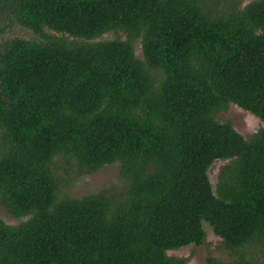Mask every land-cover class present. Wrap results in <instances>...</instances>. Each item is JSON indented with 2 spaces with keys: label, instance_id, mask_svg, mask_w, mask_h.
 I'll return each mask as SVG.
<instances>
[{
  "label": "trees",
  "instance_id": "trees-1",
  "mask_svg": "<svg viewBox=\"0 0 264 264\" xmlns=\"http://www.w3.org/2000/svg\"><path fill=\"white\" fill-rule=\"evenodd\" d=\"M1 1L35 37L0 44V205L26 219L0 216V264H187L204 223L209 264H264V0ZM115 162L122 187L61 196Z\"/></svg>",
  "mask_w": 264,
  "mask_h": 264
},
{
  "label": "rangeland",
  "instance_id": "rangeland-1",
  "mask_svg": "<svg viewBox=\"0 0 264 264\" xmlns=\"http://www.w3.org/2000/svg\"><path fill=\"white\" fill-rule=\"evenodd\" d=\"M249 1L251 0H237V2H240L241 6H245ZM0 4L5 3L1 1ZM0 24L4 29L2 32H0V44L6 39L15 36L26 39L35 37V34L31 30L15 23L11 15L7 12L4 13V19L0 22ZM120 36L125 37V35L122 33H120ZM114 37L115 33L109 32L98 40L112 39ZM135 48L136 55L139 58H142L140 44L136 43ZM216 118L223 122L231 121L234 128L246 138L263 126V123L259 118L235 104H231L228 110L217 113ZM224 163V161H218L210 167L209 176L214 186L217 181L218 170ZM60 164L61 163L58 162V166ZM59 171L64 172L63 170ZM118 171V162L105 165L104 167L93 172H89L86 169L79 170L75 167L73 168L72 172L70 171V185L62 189L61 196L80 198L84 195L93 194L100 191L112 192L114 189L122 187L123 185V181L120 179ZM64 176L67 177L66 175ZM0 216L8 224H18L21 221L26 220L25 218L18 219L12 217L1 205ZM204 228L206 231V240L204 244H190L177 250H170L168 251V254L171 256L186 258L187 264H209V257L229 260L231 258V254L225 250L222 239L214 234L213 230L207 223H204Z\"/></svg>",
  "mask_w": 264,
  "mask_h": 264
}]
</instances>
